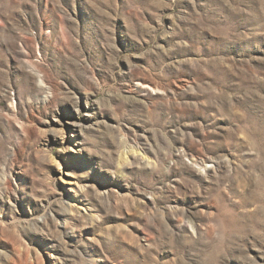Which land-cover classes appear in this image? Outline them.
Masks as SVG:
<instances>
[{
	"label": "rangeland",
	"instance_id": "1",
	"mask_svg": "<svg viewBox=\"0 0 264 264\" xmlns=\"http://www.w3.org/2000/svg\"><path fill=\"white\" fill-rule=\"evenodd\" d=\"M0 264H264V0H0Z\"/></svg>",
	"mask_w": 264,
	"mask_h": 264
}]
</instances>
